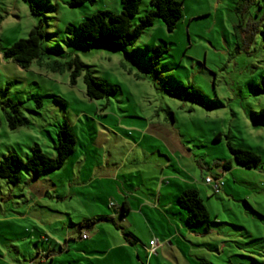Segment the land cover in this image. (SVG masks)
Returning <instances> with one entry per match:
<instances>
[{"label": "rangeland", "instance_id": "374dc122", "mask_svg": "<svg viewBox=\"0 0 264 264\" xmlns=\"http://www.w3.org/2000/svg\"><path fill=\"white\" fill-rule=\"evenodd\" d=\"M177 1L182 17L172 31L157 18L132 47L110 50L84 47L76 28L96 13H119L120 0L76 7L69 0H0V49L27 38L37 24L29 5H39L46 56L76 55L85 71L117 88L90 100L82 75L71 84L69 70L54 73L35 61L24 71L0 51V99L21 103L19 117L27 121L11 130L0 109V160L9 153L25 160L34 146L55 157L62 123L75 139L60 169L39 177L21 170L15 185L0 179V264H89L82 257L101 264L83 254L90 239L79 241L75 226L103 211L114 215L116 181L127 176V184H144L145 178L152 187L157 162L168 166L166 175L187 174V186L199 191L209 216L207 227L190 228L172 200L177 213L170 215L180 232L173 229L172 247L165 240L163 264H264V123L253 122L264 108V94L255 90L264 75V3L241 11L236 29L238 0ZM149 9L150 0H141L132 25ZM156 46L165 52L154 78L148 57ZM227 143L257 154L260 164L237 166ZM226 161L229 170L220 165ZM216 175L223 182L218 194L204 182Z\"/></svg>", "mask_w": 264, "mask_h": 264}, {"label": "trees", "instance_id": "16d2710c", "mask_svg": "<svg viewBox=\"0 0 264 264\" xmlns=\"http://www.w3.org/2000/svg\"><path fill=\"white\" fill-rule=\"evenodd\" d=\"M96 0H69L70 7L84 4H93ZM141 0H120V12L117 14L110 12H99L81 21L77 25V30L81 35V42L86 48L101 46L110 50H122L132 47L143 31L151 26L155 19H160L167 31H172L179 19L182 17V4L177 0H150V9L146 15L135 25L132 19L137 14ZM264 3V0H238L236 13L238 14V24L236 29L241 27L242 18L239 13L253 3ZM30 12L37 18V24L29 31L27 38L19 39L9 48L0 49L4 60L12 62L17 68L27 71L35 61L40 67L44 66L51 72H63L65 69L70 72V83L74 84L76 79L82 75L85 88V95L90 100H99L113 95L117 92L115 87H107L103 81L94 78L89 71H85V66L76 55L68 54L67 59H50L46 56L47 51L43 49L44 22L41 18L39 5L30 4ZM54 9H51L53 11ZM66 33H71L72 29L66 27ZM165 52L160 46L153 48L148 57L149 69L154 78L157 77V64L161 55ZM156 76V77H155ZM7 90V88H6ZM257 93L264 94V75L261 76L255 88ZM38 106H41L38 101ZM0 109L3 111L7 127L16 129L27 124L25 119L19 117L22 110L21 103H12L8 99H0ZM254 123H264V108L253 117ZM218 140V137L215 138ZM75 139L71 127L67 123H62L56 134L54 150L55 157H48L41 150L34 146L31 148L29 158L23 160L15 153L7 154L0 160V179L7 184L15 185L19 179V172L25 170L34 177L56 171L60 169L74 150ZM228 150L237 166L245 169H252L260 164V157L248 150L234 148L227 143ZM223 170L231 168V162L226 161L220 164ZM178 206L185 211V224L194 228L199 225L209 223V216L203 201L195 189H186L176 198ZM108 221L107 217H97L88 219L78 224V230L90 227L97 221ZM207 230V229H206ZM52 250H48L50 255ZM38 255V253H37ZM39 256V255H38ZM33 261H30L31 264ZM199 264H211L200 261Z\"/></svg>", "mask_w": 264, "mask_h": 264}, {"label": "crops", "instance_id": "0c3cea01", "mask_svg": "<svg viewBox=\"0 0 264 264\" xmlns=\"http://www.w3.org/2000/svg\"><path fill=\"white\" fill-rule=\"evenodd\" d=\"M13 65L10 64L11 67ZM154 165L159 170L156 178H152L154 180L151 183L152 187L146 188L150 185L146 186L145 178L142 179L144 184L139 182H129L127 184L126 175L124 182L119 183L116 181L117 187L113 194L115 201L110 207L114 215H107L103 211L102 215L94 216V218L107 217L108 221H97L90 227L83 228L82 231L78 230L77 239L79 241L90 239V244L87 245L83 254H93L92 257H98L95 259L101 264H163L164 261H167L164 258L167 254L164 250V242L168 240L170 247H172L171 242L176 240L177 237L172 232L173 229L175 228L177 234L180 232L175 223L176 221L173 219L174 214L171 216L170 212L175 211L177 213L173 205L178 206L176 202L178 194L186 189L194 188L190 185L187 186L188 178L184 171L177 170L178 175L169 176L164 171L168 166L165 167L164 164L159 162ZM215 177L220 176L216 175ZM109 181L111 182L113 179ZM197 192L199 193L198 190ZM89 198L93 200L94 195L89 193ZM85 220L88 219H84L82 222ZM98 222L105 224L95 227ZM154 223H158V226ZM75 227H78V224ZM165 228L168 232L165 231ZM93 229L95 234L91 237L88 232ZM81 234H86L87 238L82 239ZM152 240L157 242L153 252L150 251L149 247ZM63 247L65 246L63 245ZM66 248L69 250V247L66 246ZM82 259L85 262L89 261V264L93 263L91 258L82 257ZM188 263L192 264V262ZM78 264L86 263L80 261Z\"/></svg>", "mask_w": 264, "mask_h": 264}, {"label": "built area", "instance_id": "2783aa9c", "mask_svg": "<svg viewBox=\"0 0 264 264\" xmlns=\"http://www.w3.org/2000/svg\"><path fill=\"white\" fill-rule=\"evenodd\" d=\"M204 182L207 185H210L213 188L215 194H218L219 193V190L223 186V182H222L221 177H215V178L214 177H206L205 180H204ZM81 238L82 239H86L87 238L86 234H81ZM156 245H157L156 240H152L150 242L149 247H150V251L151 252L154 251V248L156 247Z\"/></svg>", "mask_w": 264, "mask_h": 264}]
</instances>
